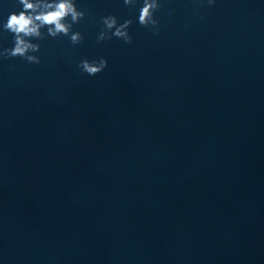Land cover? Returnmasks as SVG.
I'll list each match as a JSON object with an SVG mask.
<instances>
[{
	"label": "water",
	"instance_id": "obj_1",
	"mask_svg": "<svg viewBox=\"0 0 264 264\" xmlns=\"http://www.w3.org/2000/svg\"><path fill=\"white\" fill-rule=\"evenodd\" d=\"M76 4L81 44L0 59V264H264V0Z\"/></svg>",
	"mask_w": 264,
	"mask_h": 264
},
{
	"label": "clouds",
	"instance_id": "obj_2",
	"mask_svg": "<svg viewBox=\"0 0 264 264\" xmlns=\"http://www.w3.org/2000/svg\"><path fill=\"white\" fill-rule=\"evenodd\" d=\"M21 5L19 12H11L3 30L13 35V47L0 48V59L20 57L28 63L39 64L41 58L35 53L40 51V45L33 40L51 36L53 38L68 36L73 45L83 42V36L78 31H73V26L78 24L86 15L84 10L77 7L76 0H17ZM125 6H133L136 0H123ZM215 0H208L209 5ZM161 8L160 0H143L139 9L138 23L149 28L155 35H159V21L155 14ZM133 21L124 20L119 23L114 15L101 18L102 27L97 35V43L111 40L113 37L132 43L129 28ZM46 29V33L43 31ZM108 66V61L101 57L98 60L83 59L78 67L88 76H96Z\"/></svg>",
	"mask_w": 264,
	"mask_h": 264
}]
</instances>
